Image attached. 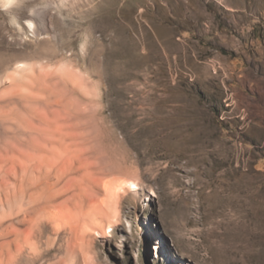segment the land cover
<instances>
[{
	"label": "rangeland",
	"instance_id": "rangeland-1",
	"mask_svg": "<svg viewBox=\"0 0 264 264\" xmlns=\"http://www.w3.org/2000/svg\"><path fill=\"white\" fill-rule=\"evenodd\" d=\"M79 1L47 15L58 52L81 65L89 28L110 47L125 43L128 70L141 60L143 94L159 99L147 135L130 126L121 145L143 183L99 238L101 262L264 264V0ZM20 24L0 4V38L11 28L24 37L1 43L2 58L34 47ZM100 57L89 42L87 62Z\"/></svg>",
	"mask_w": 264,
	"mask_h": 264
},
{
	"label": "bare ground",
	"instance_id": "bare-ground-1",
	"mask_svg": "<svg viewBox=\"0 0 264 264\" xmlns=\"http://www.w3.org/2000/svg\"><path fill=\"white\" fill-rule=\"evenodd\" d=\"M77 1L0 0L34 35L32 49L10 50L7 58L1 43L24 37L11 28L0 38V264H103L98 240L109 236L125 198L143 183L121 145L130 126L138 136L151 128L144 121L159 114L157 93L144 95L142 62L128 70L125 43L110 47L92 28L81 65L75 51L58 52L47 15ZM89 42L101 52L95 68L86 59Z\"/></svg>",
	"mask_w": 264,
	"mask_h": 264
}]
</instances>
